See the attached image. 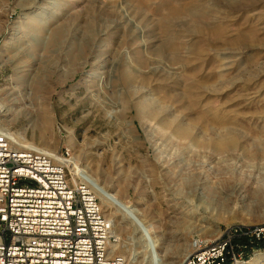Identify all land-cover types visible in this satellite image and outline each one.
I'll return each mask as SVG.
<instances>
[{
	"label": "rangeland",
	"instance_id": "1",
	"mask_svg": "<svg viewBox=\"0 0 264 264\" xmlns=\"http://www.w3.org/2000/svg\"><path fill=\"white\" fill-rule=\"evenodd\" d=\"M225 1L0 0V127L75 167L114 254L129 258L136 211L159 243L136 264H181L194 238L264 225V2Z\"/></svg>",
	"mask_w": 264,
	"mask_h": 264
},
{
	"label": "built area",
	"instance_id": "2",
	"mask_svg": "<svg viewBox=\"0 0 264 264\" xmlns=\"http://www.w3.org/2000/svg\"><path fill=\"white\" fill-rule=\"evenodd\" d=\"M16 145L0 128V264H130L111 251L115 238L92 190L59 161ZM263 245L264 225L194 238L181 264H244Z\"/></svg>",
	"mask_w": 264,
	"mask_h": 264
},
{
	"label": "bare ground",
	"instance_id": "3",
	"mask_svg": "<svg viewBox=\"0 0 264 264\" xmlns=\"http://www.w3.org/2000/svg\"><path fill=\"white\" fill-rule=\"evenodd\" d=\"M240 1H242V0H226L225 2H226V4L224 5L225 6V8H229V9H240V6H239V4H240ZM246 2H247V4L246 5H249V6H253V5H256V4H258V3H260V2H264V0H245ZM58 6V4L55 2V3H53V7L54 8H56ZM199 10L198 12H196L197 10ZM182 10V9H181ZM184 10L189 14V15H192L193 17H195L196 19H198V20H201V19H203L204 18V16H205V13H206V11H205V5L204 4H199V3H192V4H190L189 5V7H185L184 8ZM183 11V10H182ZM174 13H175V11H174ZM170 15V14H169ZM39 16V15H38ZM250 22V21H249ZM250 27H251V29L247 32V34H241L240 32H239V34L237 35V43H241V42H243L244 41V39H248V40H253V39H255L256 37V32H257V30L254 28V25L253 24H251L250 25ZM247 29V28H246ZM167 35V34H166ZM169 35V34H168ZM167 38V37H166ZM169 38V37H168ZM167 38V39H168ZM170 41V40H169ZM170 50L172 51L173 49H172V47H170ZM1 128V127H0ZM2 130H4L3 128H1ZM188 132H189V130H188V128H183L181 131H180V134L181 135H188ZM41 138L43 139V140H45L46 139V135H41ZM224 143H225V141H224ZM226 144V143H225ZM45 155V154H44ZM60 163H62L63 165H65L66 167H69V168H74L73 170H72V168H71V170L73 171V173L74 174H78L79 172L75 169V167L74 166H72L70 163H69V161H63V160H60L59 161ZM129 209V208H128ZM135 214H136V211L134 210V209H129V210H127L126 211V213L124 214V215H126L125 216V219L127 220V222L129 221L130 223H131V225H133V226H135V230L137 231V234H138V236H137V238H135V236L132 238V241L130 242L129 241V243H128V245H129V248H128V251H130L129 252V262H130V264H136L137 263V261H138V259H139V257H138V254H137V252H136V249H138L139 247H140V245L143 247V249H145L146 250V254H147V256L148 257H158V254H156V248H157V246H158V240H156V239H150L149 241H147V242H144V238L143 237H145V235L146 234H148L149 235V232H150V228L148 229L147 227H149V226H143L142 224H140L137 220H136V218H135ZM151 233V232H150ZM150 235H152V234H150ZM147 238V237H146ZM146 238H145V240H146ZM140 240H141V242H140ZM114 243H116L117 244V239H114ZM139 245V246H138ZM116 245L114 244V246L113 247H115ZM144 250V251H145ZM112 252H114V251H112ZM126 257V256H125ZM127 258H128V256H127ZM153 259V258H152ZM154 261H156L155 259H154ZM153 262V261H152ZM152 262H150V261H148L147 262V264H155V263H152ZM146 264V263H145ZM156 264H159V260H157L156 261Z\"/></svg>",
	"mask_w": 264,
	"mask_h": 264
},
{
	"label": "trees",
	"instance_id": "4",
	"mask_svg": "<svg viewBox=\"0 0 264 264\" xmlns=\"http://www.w3.org/2000/svg\"><path fill=\"white\" fill-rule=\"evenodd\" d=\"M262 248H264V245L262 246Z\"/></svg>",
	"mask_w": 264,
	"mask_h": 264
}]
</instances>
